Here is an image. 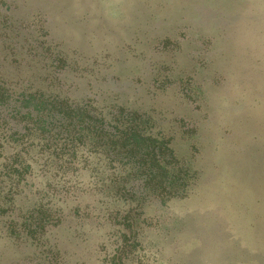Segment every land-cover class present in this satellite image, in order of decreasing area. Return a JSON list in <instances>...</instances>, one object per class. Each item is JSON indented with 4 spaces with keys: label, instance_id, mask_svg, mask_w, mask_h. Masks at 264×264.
I'll use <instances>...</instances> for the list:
<instances>
[{
    "label": "rangeland",
    "instance_id": "obj_1",
    "mask_svg": "<svg viewBox=\"0 0 264 264\" xmlns=\"http://www.w3.org/2000/svg\"><path fill=\"white\" fill-rule=\"evenodd\" d=\"M76 3L0 0L1 70L37 54L49 64L52 46L71 65L60 75L68 96L152 109L198 183L184 199L148 202L126 239L68 218L53 241L19 240L8 227L38 201L29 188L12 216L0 211V264H121L122 240V264H264V0Z\"/></svg>",
    "mask_w": 264,
    "mask_h": 264
},
{
    "label": "trees",
    "instance_id": "obj_2",
    "mask_svg": "<svg viewBox=\"0 0 264 264\" xmlns=\"http://www.w3.org/2000/svg\"><path fill=\"white\" fill-rule=\"evenodd\" d=\"M64 1L74 11L77 0ZM85 35L103 39L92 29ZM47 50L57 56L49 64L41 54L26 65L15 56L8 72L0 59V211L12 216L16 198L29 188L40 196L8 230L19 240L53 241L72 218L81 226H119L123 238H133L148 202L186 198L199 173L158 131L152 109L106 110L68 96L60 75L71 65L62 52ZM41 175L47 179L40 187L35 179ZM124 243L114 255L121 264ZM49 253L58 255L57 240Z\"/></svg>",
    "mask_w": 264,
    "mask_h": 264
}]
</instances>
